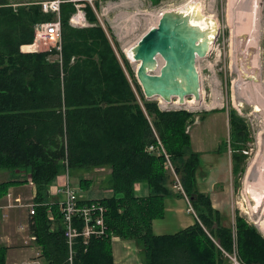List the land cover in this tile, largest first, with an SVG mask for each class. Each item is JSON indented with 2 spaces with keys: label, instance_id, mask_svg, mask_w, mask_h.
<instances>
[{
  "label": "trees",
  "instance_id": "16d2710c",
  "mask_svg": "<svg viewBox=\"0 0 264 264\" xmlns=\"http://www.w3.org/2000/svg\"><path fill=\"white\" fill-rule=\"evenodd\" d=\"M84 10L92 25L75 28L68 22L72 3H61V49L51 59L55 49L21 47L33 42L34 25L54 14L42 11L38 2L0 0V168L24 171L36 186L38 202L64 167L110 169L114 194L100 200L106 207V236L92 237L86 246L77 239L73 264H111L113 235L137 241L144 264H227L222 249L235 250L247 264H264V235L257 227L239 215L233 229L224 226L209 195L197 188L200 153L186 130L196 114L184 108L164 110L145 98L128 60L120 51L122 60L118 57L92 8ZM228 125L234 174L245 158L240 151L252 137L234 108ZM157 139L196 211L194 223L173 234L152 230V220L165 213L164 198L183 195L171 190L175 177L165 167L164 155L147 149ZM86 181L80 178V184ZM137 182L148 185L147 196L135 195ZM13 183L0 182V197ZM46 221V206L39 205L31 230L51 264H67L63 228L49 233Z\"/></svg>",
  "mask_w": 264,
  "mask_h": 264
},
{
  "label": "rangeland",
  "instance_id": "374dc122",
  "mask_svg": "<svg viewBox=\"0 0 264 264\" xmlns=\"http://www.w3.org/2000/svg\"><path fill=\"white\" fill-rule=\"evenodd\" d=\"M14 1L27 3L33 0ZM191 3H196L204 15L215 21L218 31L208 54L196 59L200 99L188 97L183 105L178 104L176 98L172 102H165L156 96L147 99L156 101L164 110L184 108L196 114L194 122L186 128L190 134L191 146L194 150L203 151L200 163L202 169L199 167L197 175L200 176V169L202 176L205 170L213 169L214 176H221L220 168L214 164L218 155L212 151V147L219 142L217 149L230 156V179L226 186L227 198L223 201L228 206L224 216L225 223H233L235 215H239L264 234V0H100L95 6L97 10L94 14L97 23L103 25L107 36L112 38L113 49L118 57L121 59L119 51L122 52V56L128 60V68L135 75L138 62L129 59V48L149 28L157 25L164 10L184 8ZM72 14L69 16V24ZM70 25L81 28L90 23L86 20L81 25ZM28 48L30 45L24 47ZM39 48L45 49L46 45L40 43ZM58 57L59 52L50 55L51 59ZM159 60L162 64L160 56ZM128 68L126 66L124 69L129 76L126 70ZM232 108L249 124L252 137L240 151L245 154V158L239 159L242 167L234 174L228 143L229 125L226 121L223 124L216 113L223 110L229 117ZM222 156L224 161L226 155ZM208 164H213V168H209ZM0 172V178L4 177L6 171ZM81 173L78 171L73 174L70 171L74 184L81 176L89 175L87 172ZM97 173L101 177L106 174L104 169ZM59 176L62 177L63 173ZM171 190L180 192L173 185ZM181 196L186 206L187 199L192 206L187 195ZM192 209L195 213L192 214L196 217L193 206Z\"/></svg>",
  "mask_w": 264,
  "mask_h": 264
},
{
  "label": "crops",
  "instance_id": "0c3cea01",
  "mask_svg": "<svg viewBox=\"0 0 264 264\" xmlns=\"http://www.w3.org/2000/svg\"><path fill=\"white\" fill-rule=\"evenodd\" d=\"M13 5L17 4V1L8 0ZM32 2H39V0H33ZM85 15V22H86ZM89 22V21H88ZM90 23V22H89ZM92 24L90 23L89 26ZM102 28L103 25H101ZM106 32L105 29H103ZM107 35V34H106ZM29 44L23 45L21 50L33 51L24 49ZM219 119L224 124H228V113L222 111H216ZM187 130V128H186ZM219 143V142H218ZM218 143L216 146L212 147L214 154L218 155L215 159V165L219 167V171L222 172L221 176H214L213 169L205 170L202 176V167L200 166V176L197 175V188L199 191L207 193L210 197L212 206L216 208L223 219L221 222L224 226H231L234 228V221L231 224H226L224 216L228 210V206L224 203V199L227 198V185L230 179V156L218 148ZM194 149V148H193ZM200 153V163L203 160L202 150L197 149ZM226 155L224 161L222 160V155ZM219 159V160H218ZM206 162V160H205ZM213 164H208V167L213 168ZM65 169L63 168L61 172L49 183L46 194H41V201L37 200V191L35 184H31L28 176L23 171L18 170H7L0 168V171H6L5 176L0 178V182L7 180H14L15 183L8 187L7 192H10L12 196H19L23 201H35L38 202L36 208L39 205L46 206V216L47 221L45 224L48 226L49 233H56V231L63 228L61 215L59 212L58 201L61 199V195L54 192V188L57 184L64 180ZM104 169L106 174L101 177V174L97 171ZM81 171L82 173H88L90 176H81L80 178H85L87 181L82 185L80 184V178L77 180L76 185L80 187V199L81 201H88L92 199H103L108 198L114 194V191L110 188V182L108 180L109 168H94V169H80L72 171L73 174ZM1 173V172H0ZM63 173L60 177L59 174ZM70 173V171H69ZM81 173V174H82ZM95 174V175H94ZM24 180V181H23ZM218 185V186H217ZM82 186V187H81ZM134 192L136 196H147L149 194L148 185L145 182H137L134 184ZM7 201L6 194L0 197V204ZM183 199L180 196H167L164 198V215L161 218H156L152 220V230L156 234L172 233L191 225L195 221V216L190 212L188 213ZM36 211V210H35ZM2 212L6 215L2 216ZM8 212V216H7ZM39 217V215H38ZM34 222V214H30L28 208L26 207H13L0 209V247L3 250V263L1 264H51L46 259V255L43 252L42 245L38 242L33 231L31 230V225ZM261 232V231H260ZM262 233V232H261ZM263 234V233H262ZM264 235V234H263ZM109 247L112 254L111 264H144V258L140 245L134 239H123L118 236H111L109 241Z\"/></svg>",
  "mask_w": 264,
  "mask_h": 264
},
{
  "label": "water",
  "instance_id": "95a60500",
  "mask_svg": "<svg viewBox=\"0 0 264 264\" xmlns=\"http://www.w3.org/2000/svg\"><path fill=\"white\" fill-rule=\"evenodd\" d=\"M217 32L215 21L190 4L164 10L157 25L128 50L138 61L135 75L144 97L156 96L165 102L176 98L181 105L188 97L200 99L196 59L208 54ZM159 56L163 60L160 66Z\"/></svg>",
  "mask_w": 264,
  "mask_h": 264
},
{
  "label": "built area",
  "instance_id": "2783aa9c",
  "mask_svg": "<svg viewBox=\"0 0 264 264\" xmlns=\"http://www.w3.org/2000/svg\"><path fill=\"white\" fill-rule=\"evenodd\" d=\"M100 0H41L38 3L44 12L54 14L53 19L50 21L38 22L34 25V38L30 45L29 50H40L39 44L42 43L46 48L44 50H51L55 48L58 51L61 49V21L59 10L61 3L70 2L74 6V12L70 17V24H84L85 23V7L90 6L93 11L97 10L95 6ZM158 154L162 153L165 157L164 165L169 172L175 177L173 186L177 188L184 196V190L174 170L169 154L166 152L163 144L157 139L156 144H151L147 148ZM64 180L57 184L54 188L56 194L61 195L58 201L59 212L62 219L63 236L66 240L68 247L67 264H73V255L77 239L81 245H87L89 240L106 236L107 225L105 224L106 207L101 203L100 199H92L88 201H81L80 187L73 183L70 177L69 170L65 169ZM30 183L33 182L30 180ZM7 201L0 204V209L13 208V207H26L30 214H34L38 202L23 201L19 196H12L10 192L6 193ZM187 197V196H186ZM187 199V198H186ZM187 211L193 213L192 206L189 204ZM2 216L6 213L2 212ZM195 214V213H193ZM222 253L226 259L227 264H247L239 258L236 251L231 252L222 249Z\"/></svg>",
  "mask_w": 264,
  "mask_h": 264
},
{
  "label": "bare ground",
  "instance_id": "6f19581e",
  "mask_svg": "<svg viewBox=\"0 0 264 264\" xmlns=\"http://www.w3.org/2000/svg\"><path fill=\"white\" fill-rule=\"evenodd\" d=\"M190 6H192V8L193 9H196V10H199V11H201L200 10V8L198 7V5L195 3V4H193V3H191V5ZM203 22H201V24H202ZM211 23H212V21H211ZM127 55L129 56V59L131 60V61H136V60H134L132 57H131V54L129 53V51H127ZM158 58V63H159V66L161 65L160 64V60H159V57H157ZM138 62V61H137ZM138 66V65H137ZM188 102H191L192 103V101L191 100H189ZM185 104V103H184Z\"/></svg>",
  "mask_w": 264,
  "mask_h": 264
}]
</instances>
